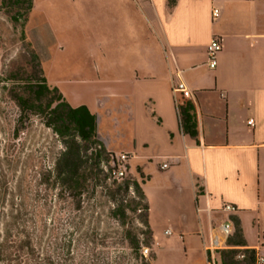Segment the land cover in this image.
<instances>
[{"label": "crops", "instance_id": "obj_1", "mask_svg": "<svg viewBox=\"0 0 264 264\" xmlns=\"http://www.w3.org/2000/svg\"><path fill=\"white\" fill-rule=\"evenodd\" d=\"M75 4L97 25L108 21L109 32L95 37L94 55L108 62L107 70L97 65L98 78L110 79L94 83L109 87L88 99L60 91L72 106L86 105L106 148L129 153L131 169L145 175L139 181L156 240L154 264H208L210 237L222 239L220 224L234 218L246 247L264 255V0ZM216 36L223 47L212 69L206 48ZM129 46L138 47L139 59L131 71H119L116 56L131 55ZM179 80L193 90L180 103L193 106L196 137L181 126L173 92ZM226 203L237 211L222 210ZM235 230L234 222L230 238ZM229 239L213 264H223L221 249L239 247Z\"/></svg>", "mask_w": 264, "mask_h": 264}, {"label": "rangeland", "instance_id": "obj_2", "mask_svg": "<svg viewBox=\"0 0 264 264\" xmlns=\"http://www.w3.org/2000/svg\"><path fill=\"white\" fill-rule=\"evenodd\" d=\"M32 4L28 16L16 22V6L7 7L0 0V77L4 80L0 83V249L3 242L31 238L37 249L60 262L71 231L99 255L119 259L121 264H154L156 240L142 217L147 211L135 202L148 201L132 186L128 191L121 186L125 180H145L140 173L128 161L126 178L115 183L113 176L102 174L100 181L88 183L80 199L71 198L54 175L63 149L60 138L40 116L24 114L22 120L16 101L22 92L21 79L36 68L34 55L49 84L70 99L92 98L98 87L108 89V84L94 83L110 79L98 78L97 65L107 70L108 62L94 55L95 37L109 32L108 21L100 19L102 27L97 25L98 18L79 12L75 0H33ZM128 48L131 55L116 56L119 71H131L139 59L138 47ZM14 72L18 81L12 78ZM103 167L108 169V162Z\"/></svg>", "mask_w": 264, "mask_h": 264}, {"label": "trees", "instance_id": "obj_3", "mask_svg": "<svg viewBox=\"0 0 264 264\" xmlns=\"http://www.w3.org/2000/svg\"><path fill=\"white\" fill-rule=\"evenodd\" d=\"M5 6H16L19 22L21 16L26 17L33 8V0H2ZM35 58V70L26 76L22 84V92L17 95L16 101L21 108V118L24 114H34L43 118L45 125L60 138L63 149L60 151L54 166V175L62 190L73 199L81 198L88 183L101 180L104 177H114L112 165L114 152L109 151L99 139L97 117L86 105L72 106L57 86H51L40 69L38 57ZM18 81V76H13ZM193 106L186 102L180 106L181 126L186 133L196 137L197 124L191 110ZM24 118H22L23 120ZM104 162H108V169H104ZM142 177L141 169L137 170ZM115 178L117 183L118 178ZM123 177L121 179H124ZM126 191L132 186L140 198H146L141 183L134 180H125L121 185ZM136 206L142 205L147 213L142 217L149 232V204L141 200L135 201ZM81 209V206L78 207ZM236 230L229 242L239 247L221 249L223 264H257L258 252L255 248L246 247L240 228V221L234 218ZM69 224L71 222L69 221ZM148 232V231H147ZM66 251L62 261L56 262L51 255L44 253L34 244L31 238L20 239L15 243L3 242L0 249V264H121L119 259L99 255L85 238L74 237L69 231L66 236ZM88 239V237H86ZM89 242H92L88 239ZM81 244L85 245L82 249ZM138 244H133L135 247ZM244 253L243 258L237 255Z\"/></svg>", "mask_w": 264, "mask_h": 264}, {"label": "built area", "instance_id": "obj_4", "mask_svg": "<svg viewBox=\"0 0 264 264\" xmlns=\"http://www.w3.org/2000/svg\"><path fill=\"white\" fill-rule=\"evenodd\" d=\"M219 16V8L215 7L213 9V17ZM223 47L222 37L216 36L214 37L211 42L207 45L206 52H207V64L210 68H215L218 63V57ZM173 92L176 94V103L180 114V100L181 99H189L193 97V90L187 85V83L183 80H179L173 85ZM249 123H253L251 119ZM113 162L112 165L115 167L113 170L114 177L121 179L127 176V163L130 158V154L127 152H119L115 153L112 156ZM169 166L168 162L162 163V168L165 169ZM222 210L229 211V212H236L237 207L233 204L226 203L223 205ZM234 230V222L232 219H227L220 224V231L223 236L221 239L219 236H212L207 245V250L209 253V262L208 264H213L214 253L217 249L226 246L228 239L232 236ZM238 258H243L244 253H240L237 255ZM257 264H264V255L258 253L257 255Z\"/></svg>", "mask_w": 264, "mask_h": 264}, {"label": "flooded vegetation", "instance_id": "obj_5", "mask_svg": "<svg viewBox=\"0 0 264 264\" xmlns=\"http://www.w3.org/2000/svg\"><path fill=\"white\" fill-rule=\"evenodd\" d=\"M13 76H17V73H16V72H14V73H13ZM0 83H1V84H3V83H4V80H3V78H2V77H0ZM17 106H18V103H17Z\"/></svg>", "mask_w": 264, "mask_h": 264}]
</instances>
